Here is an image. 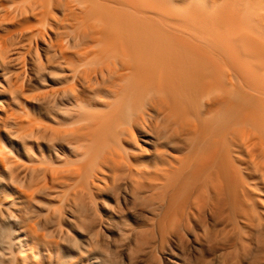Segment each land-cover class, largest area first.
<instances>
[{
    "label": "bare ground",
    "instance_id": "obj_1",
    "mask_svg": "<svg viewBox=\"0 0 264 264\" xmlns=\"http://www.w3.org/2000/svg\"><path fill=\"white\" fill-rule=\"evenodd\" d=\"M0 187L1 261L203 230L264 264V0H0Z\"/></svg>",
    "mask_w": 264,
    "mask_h": 264
},
{
    "label": "rangeland",
    "instance_id": "obj_2",
    "mask_svg": "<svg viewBox=\"0 0 264 264\" xmlns=\"http://www.w3.org/2000/svg\"><path fill=\"white\" fill-rule=\"evenodd\" d=\"M11 149V148H10ZM12 159L14 160L13 166L15 163H19L21 165H16L12 167L13 172L17 174L18 178L22 177L21 169L23 166L33 167L35 162L31 161V157L36 156V154L40 151L37 149H32L30 155L24 152L20 145L15 144L14 149H12ZM45 154L48 155L49 152L45 150ZM19 173V174H18ZM33 183V179L31 181ZM2 186L4 187V192L7 195H11V191L6 189L4 185V180L2 181ZM3 191V188L0 187V193ZM12 197H16L14 192L12 193ZM38 199L43 203V194H39ZM4 206L2 210L6 212L10 211L11 200L8 198L4 199ZM40 206L35 203L33 207ZM35 212L31 217L32 222H36L41 224L44 218L43 208L36 207L34 208ZM2 224L5 223L4 220L0 221ZM115 228L113 231V236L110 235L109 239L113 243L114 238L120 239L117 231L121 229L124 230V227L121 223L114 224ZM17 225L9 227L7 223H5V227L7 230V237L10 235V231L12 233V240L15 237V230H18ZM19 228V227H18ZM219 227H214L213 225H209V231L213 232L214 230H218ZM3 231V230H2ZM196 232V231H195ZM17 232L16 234H18ZM198 233V231H197ZM1 232H0V249L3 248V244L1 242ZM200 236H197L198 241H195L194 234L189 233L185 235V238L181 241L179 240H170L169 242L162 243L160 238H157L155 243V248L152 252L148 254L138 255L137 253H129L125 249L117 248L116 245H111L110 242H106L109 249L108 259L111 264H253V262L257 259V255L254 249L242 252L238 248H233L231 244L233 242H227L226 244H222L219 242V239L216 241H211L210 233H204L203 230L198 233ZM12 253L10 251H6L7 259H3L0 264H24L22 258L19 255L18 247L12 246ZM41 257L33 258V253L28 252L26 258L28 259L27 264H50L51 260L47 258L46 255H43V250L40 251ZM17 258V260L15 259Z\"/></svg>",
    "mask_w": 264,
    "mask_h": 264
}]
</instances>
